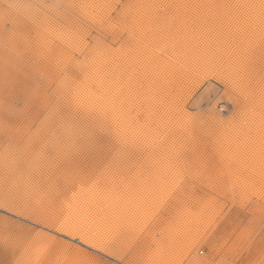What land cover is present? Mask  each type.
I'll use <instances>...</instances> for the list:
<instances>
[{
	"label": "rangeland",
	"instance_id": "1",
	"mask_svg": "<svg viewBox=\"0 0 264 264\" xmlns=\"http://www.w3.org/2000/svg\"><path fill=\"white\" fill-rule=\"evenodd\" d=\"M0 206V264H252L264 0H0Z\"/></svg>",
	"mask_w": 264,
	"mask_h": 264
},
{
	"label": "snow or ice",
	"instance_id": "2",
	"mask_svg": "<svg viewBox=\"0 0 264 264\" xmlns=\"http://www.w3.org/2000/svg\"><path fill=\"white\" fill-rule=\"evenodd\" d=\"M110 9V15L111 16H116L119 10L121 9V5L119 3L109 5ZM211 102L209 101V104ZM189 179L188 176L184 175L180 178L179 180V185H182L185 181ZM2 207V206H0ZM164 210L163 206H161L160 209H158V214L162 213ZM7 240L4 241V245H7ZM254 245L255 241L250 237L248 240V243L246 244V249L249 253L254 251ZM111 255V253H109ZM192 258L187 260L185 264H216V261L211 258H205L204 252L201 251L199 248L194 250V254L190 253L189 254ZM88 264H92V262H88ZM118 264H123V261H119ZM232 264H246L244 261H233ZM252 264H264V238L261 239L260 241V254L256 258Z\"/></svg>",
	"mask_w": 264,
	"mask_h": 264
},
{
	"label": "bare ground",
	"instance_id": "3",
	"mask_svg": "<svg viewBox=\"0 0 264 264\" xmlns=\"http://www.w3.org/2000/svg\"><path fill=\"white\" fill-rule=\"evenodd\" d=\"M61 229L64 231V232H69L73 234V231H75V225L74 223H64L63 225L60 226ZM77 228V227H76ZM72 231V232H71ZM71 234V235H72ZM79 235V238L86 244L88 245H95L96 242H94V239H92L87 233H84L83 231H81L80 233H78ZM97 244V243H96ZM98 246V245H97Z\"/></svg>",
	"mask_w": 264,
	"mask_h": 264
}]
</instances>
